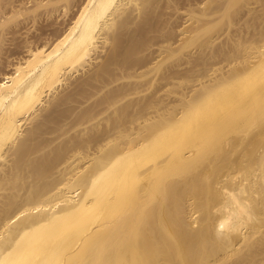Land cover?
<instances>
[{
	"label": "bare ground",
	"instance_id": "1",
	"mask_svg": "<svg viewBox=\"0 0 264 264\" xmlns=\"http://www.w3.org/2000/svg\"><path fill=\"white\" fill-rule=\"evenodd\" d=\"M0 264H264V0H0Z\"/></svg>",
	"mask_w": 264,
	"mask_h": 264
}]
</instances>
